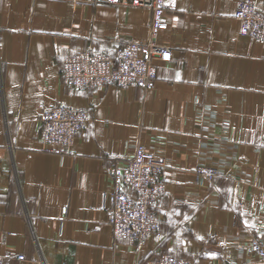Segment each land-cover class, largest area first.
Listing matches in <instances>:
<instances>
[{"label": "crops", "instance_id": "obj_1", "mask_svg": "<svg viewBox=\"0 0 264 264\" xmlns=\"http://www.w3.org/2000/svg\"><path fill=\"white\" fill-rule=\"evenodd\" d=\"M239 1L168 0L157 41L173 59L155 60V87L144 89L71 88L62 68L79 50L115 57L147 38L150 8L0 0V264H40L38 252L49 264H139L164 253L262 264L253 241L264 238V43L241 33ZM50 104L90 113L69 152L40 150ZM136 142L167 160L161 235L144 242L114 238L104 208L108 168ZM199 164L218 169L212 182L197 179Z\"/></svg>", "mask_w": 264, "mask_h": 264}, {"label": "built area", "instance_id": "obj_2", "mask_svg": "<svg viewBox=\"0 0 264 264\" xmlns=\"http://www.w3.org/2000/svg\"><path fill=\"white\" fill-rule=\"evenodd\" d=\"M102 1L150 8L149 35L145 39L127 41L118 48L115 57L90 48L67 55L63 59L62 68L64 83L71 88H105L110 84L154 88L158 76L155 60L169 62L173 59L171 47L157 41L159 32L169 26L166 20L168 0ZM235 17L240 21L242 34L264 43V10L257 8L253 0H240ZM89 121L90 113L87 109H77L66 104L46 106L41 114L40 150L69 152L77 133ZM224 125L229 126V123L224 122ZM166 161L164 156L148 149L143 142H136L132 152L123 161L108 168L112 180L110 188L105 192L104 208L114 238L144 242L150 235H161L162 216L157 202L167 190L163 175ZM195 173L198 180L212 182L219 172L216 167L199 164ZM253 250L258 261L264 263V238H254ZM18 258H24V255L20 254ZM37 261L49 264L39 252ZM139 264L192 262L184 257L164 253L158 258H147Z\"/></svg>", "mask_w": 264, "mask_h": 264}, {"label": "rangeland", "instance_id": "obj_3", "mask_svg": "<svg viewBox=\"0 0 264 264\" xmlns=\"http://www.w3.org/2000/svg\"><path fill=\"white\" fill-rule=\"evenodd\" d=\"M262 264H264V263H262Z\"/></svg>", "mask_w": 264, "mask_h": 264}]
</instances>
